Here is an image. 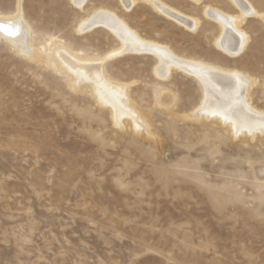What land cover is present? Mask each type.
Returning <instances> with one entry per match:
<instances>
[{
  "label": "rangeland",
  "instance_id": "obj_1",
  "mask_svg": "<svg viewBox=\"0 0 264 264\" xmlns=\"http://www.w3.org/2000/svg\"><path fill=\"white\" fill-rule=\"evenodd\" d=\"M163 1L199 18L198 27L149 0L127 9L122 0L82 8L22 0L36 43L51 38L103 57L152 129L117 126L88 86L75 91L66 74L0 38V264H264V136L234 139L212 121L170 115L155 105L156 91L176 93L174 110L190 115L201 101L192 76L175 69L158 78L152 53L117 55L119 41L104 27L77 29L94 9L113 10L181 55L248 72L257 79L252 102L264 110V19L241 24L251 39L231 56L219 50V25L204 13L213 4L238 15L231 0ZM251 1L264 13V0ZM17 4L0 0V13Z\"/></svg>",
  "mask_w": 264,
  "mask_h": 264
},
{
  "label": "bare ground",
  "instance_id": "obj_2",
  "mask_svg": "<svg viewBox=\"0 0 264 264\" xmlns=\"http://www.w3.org/2000/svg\"><path fill=\"white\" fill-rule=\"evenodd\" d=\"M73 1L82 8L88 0ZM149 1L158 11L175 18L187 27L194 30L198 27L199 18L185 14L171 6L173 4L169 5L163 0ZM193 1L197 3L202 0ZM231 1L239 7L238 15L230 14L213 4H207L204 13L219 25V35L215 40L219 50L236 56L245 49L251 39L241 28V24L251 15L264 19V13L259 12V8L257 9L251 0ZM122 2L125 7L133 5L135 0ZM97 26L104 27L117 37L120 45L118 50H114L117 55L144 51L152 53L158 63L154 72L158 78H169L176 69L192 76L198 82L201 101L190 115L180 116L174 110L178 101L176 93L163 92L167 87L158 90L156 88L155 105L166 109L170 115L200 122L212 121L221 125L234 139L253 140L264 136V110L252 102V88L257 79L248 72L201 58L181 55L166 45L143 37L124 16L107 8L94 9L78 24L77 29L85 32ZM0 38L6 40L18 53L36 63H45L66 74L68 85L75 91H81L85 85L88 86L92 94L100 97L102 104L109 105L117 126L123 128L128 122L132 130L138 134H150L152 129L150 114L132 98L128 90L129 84L121 85L111 80V77H114L109 70L106 71L102 56L99 58L98 54L83 52V48H75L71 44L62 42L51 44V38L35 42L40 39H37L33 28L25 19L22 0H18L17 9L13 13H0Z\"/></svg>",
  "mask_w": 264,
  "mask_h": 264
}]
</instances>
